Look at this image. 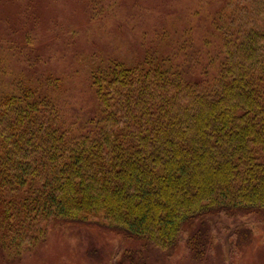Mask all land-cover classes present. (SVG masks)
Instances as JSON below:
<instances>
[{"label": "trees", "instance_id": "trees-1", "mask_svg": "<svg viewBox=\"0 0 264 264\" xmlns=\"http://www.w3.org/2000/svg\"><path fill=\"white\" fill-rule=\"evenodd\" d=\"M81 1L96 20L113 2ZM209 26L201 47L192 29L140 27L133 64L90 72L95 116H68L60 77L0 58L1 249L65 221L172 253L209 215L264 213V0H224Z\"/></svg>", "mask_w": 264, "mask_h": 264}, {"label": "rangeland", "instance_id": "rangeland-1", "mask_svg": "<svg viewBox=\"0 0 264 264\" xmlns=\"http://www.w3.org/2000/svg\"><path fill=\"white\" fill-rule=\"evenodd\" d=\"M223 2L113 0L96 20L81 0H0V58L13 75L23 70L60 77L68 116H95L100 107L91 89L93 68L109 59L133 64L143 25H152V33L159 24H174L181 37L192 29L201 47ZM12 47L29 62L12 59ZM192 228L169 253L96 223L51 222L45 239L32 249L15 253L0 248V264H264V213L212 214ZM192 235L204 255L189 248Z\"/></svg>", "mask_w": 264, "mask_h": 264}]
</instances>
